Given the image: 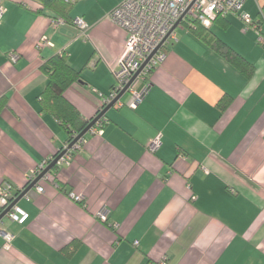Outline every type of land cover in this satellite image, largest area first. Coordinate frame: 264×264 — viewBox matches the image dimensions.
Segmentation results:
<instances>
[{
	"label": "crops",
	"instance_id": "crops-1",
	"mask_svg": "<svg viewBox=\"0 0 264 264\" xmlns=\"http://www.w3.org/2000/svg\"><path fill=\"white\" fill-rule=\"evenodd\" d=\"M1 1L0 186L9 184L15 200L68 146L40 106L41 65L65 53L81 78L64 97L94 119L124 46L108 18L123 0H70L67 15L89 26L85 35L71 24L54 28L60 14L39 10L41 0ZM241 14L264 33V0H245ZM186 23L139 84L147 87L140 104L129 108L123 95L100 132L89 131L16 204L26 222L0 223L11 236L6 246L0 235V264H264V47L238 14L204 27L252 67L246 76ZM42 37L52 46L38 48Z\"/></svg>",
	"mask_w": 264,
	"mask_h": 264
},
{
	"label": "built area",
	"instance_id": "built-area-1",
	"mask_svg": "<svg viewBox=\"0 0 264 264\" xmlns=\"http://www.w3.org/2000/svg\"><path fill=\"white\" fill-rule=\"evenodd\" d=\"M64 1L70 2V0ZM244 2L245 0H123L108 14V18L112 23L124 31L125 41L117 60V69L113 72L114 84L112 90L104 99V108L122 93L143 66L125 93L129 97V108L135 109L140 104L147 87L139 91V84L145 81L150 72L163 62L166 56L165 47L168 43L176 41L175 30L182 22L197 21L201 26L208 28L217 18L238 14L246 26H251L258 32V43L264 47V33L260 32L258 24L253 23L248 15L241 14ZM3 14L4 8L0 0V23ZM51 23L56 29L66 25L61 18H54ZM71 25L83 35L89 29V26L81 18L73 19ZM44 46H52L46 37L40 39L37 47ZM16 59L15 56H11L12 61ZM121 106H123V103L119 99L114 107ZM97 125L98 122L91 129L95 130V133H99L101 129ZM83 140V137L77 140L72 148L58 160V163L65 162L70 157L72 150L80 149ZM159 144L158 139L153 141L148 145V150L151 153L156 152ZM43 169L42 166L39 174ZM11 188L9 184L0 186V206L7 207L12 202ZM37 191L42 193L43 189L38 187ZM68 196L76 203H82L83 201L82 195L70 193ZM6 217L10 221L22 225L28 219V214L14 206ZM97 217L101 221H106V211H100ZM0 235L7 246L11 236L3 231H0Z\"/></svg>",
	"mask_w": 264,
	"mask_h": 264
},
{
	"label": "trees",
	"instance_id": "trees-1",
	"mask_svg": "<svg viewBox=\"0 0 264 264\" xmlns=\"http://www.w3.org/2000/svg\"><path fill=\"white\" fill-rule=\"evenodd\" d=\"M71 6L72 4L70 2L64 0H41L39 10L42 11L47 8L57 12L60 14V17L57 18L63 19L66 24H71L72 20L69 19L67 15ZM218 19L220 18H217L215 21ZM185 26L193 31L198 38L219 55L223 56L225 59L231 60L246 76L252 73V67L250 65L238 57V55L216 38L209 30L204 29L197 21L189 20ZM40 69L47 76L45 90L40 95V106L44 112L52 116L63 127L67 135V143L70 144L90 123V121H86L77 109L64 97V92L73 83L80 80V72L74 70L69 65L65 53L47 60L41 65ZM227 103V100L222 99L219 102V107L223 110L227 106ZM103 122L104 121L101 119L98 121V125L102 127ZM29 184L30 181L27 183L26 187ZM1 212L2 210L0 209V213Z\"/></svg>",
	"mask_w": 264,
	"mask_h": 264
},
{
	"label": "water",
	"instance_id": "water-1",
	"mask_svg": "<svg viewBox=\"0 0 264 264\" xmlns=\"http://www.w3.org/2000/svg\"><path fill=\"white\" fill-rule=\"evenodd\" d=\"M143 66L140 68V70L136 73V75L133 77L131 82L125 87V89L122 91V93L115 99L113 100L109 105H107L105 108H103L100 113L90 121V123L87 125V127L66 147V149H63L50 163L47 167L43 169V171L38 174L35 179L30 180V184L18 195V197L13 200L7 207H2L0 206L2 212L0 213V223L6 218V215L8 212L11 210L12 207L16 206V204L26 196V194L34 188L37 183L45 178L48 173L57 165L58 160L68 151L72 148V146L75 144L77 140L80 138L84 137L95 125L96 123L104 117L106 112L110 110L111 108L114 107L115 103L126 93V90L128 89L129 85L135 80V78L138 76L140 71L142 70Z\"/></svg>",
	"mask_w": 264,
	"mask_h": 264
}]
</instances>
